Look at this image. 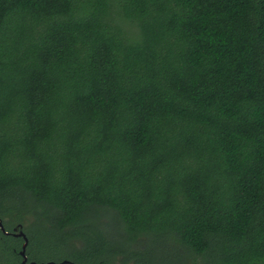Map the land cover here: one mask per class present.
<instances>
[{"label": "trees", "instance_id": "1", "mask_svg": "<svg viewBox=\"0 0 264 264\" xmlns=\"http://www.w3.org/2000/svg\"><path fill=\"white\" fill-rule=\"evenodd\" d=\"M0 221L36 264H264V0H0Z\"/></svg>", "mask_w": 264, "mask_h": 264}, {"label": "water", "instance_id": "2", "mask_svg": "<svg viewBox=\"0 0 264 264\" xmlns=\"http://www.w3.org/2000/svg\"><path fill=\"white\" fill-rule=\"evenodd\" d=\"M20 231L18 233H14L13 232V236L14 237H21L23 239V244L21 246V250L19 251V256L21 257L22 261L21 264H27V256H26V248L28 245V239L25 235V233L21 230V226H19ZM17 228H15L16 230ZM0 231L5 234V235H9V233L4 229L2 222L0 221ZM67 261H63V262H53V261H49L46 264H67ZM30 264H36L35 262H31Z\"/></svg>", "mask_w": 264, "mask_h": 264}, {"label": "rangeland", "instance_id": "3", "mask_svg": "<svg viewBox=\"0 0 264 264\" xmlns=\"http://www.w3.org/2000/svg\"><path fill=\"white\" fill-rule=\"evenodd\" d=\"M15 230V229H14ZM17 232V229L14 231ZM49 261H59V258L57 255H51V254H46L44 257H42V262H49ZM192 260H189L188 263L190 264ZM0 264H5V261L2 259L0 256ZM196 264H203L200 258H197Z\"/></svg>", "mask_w": 264, "mask_h": 264}, {"label": "flooded vegetation", "instance_id": "4", "mask_svg": "<svg viewBox=\"0 0 264 264\" xmlns=\"http://www.w3.org/2000/svg\"><path fill=\"white\" fill-rule=\"evenodd\" d=\"M19 226H20V225H16L15 227H13V228L11 229V231H8L10 237H12V238H17V237H14V236H13V232L15 231L14 229L17 228V232H14V233H18V232L20 231ZM22 229H23V228H22V226H21V230H22ZM22 231H23V230H22ZM17 239H20V240L22 241V244H23V239H22L21 237H18ZM18 253H19V251H18ZM21 261H22V260H20V264H21ZM30 263H31V261H28V259H27V264H30Z\"/></svg>", "mask_w": 264, "mask_h": 264}]
</instances>
